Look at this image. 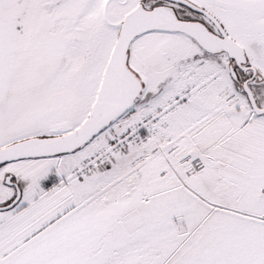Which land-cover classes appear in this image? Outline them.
<instances>
[{
    "label": "snow or ice",
    "instance_id": "1",
    "mask_svg": "<svg viewBox=\"0 0 264 264\" xmlns=\"http://www.w3.org/2000/svg\"><path fill=\"white\" fill-rule=\"evenodd\" d=\"M0 264H264V0H0Z\"/></svg>",
    "mask_w": 264,
    "mask_h": 264
}]
</instances>
